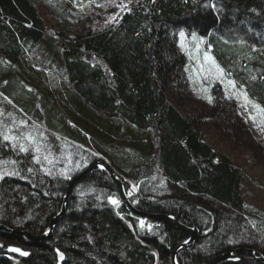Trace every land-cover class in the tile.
Segmentation results:
<instances>
[{
	"label": "trees",
	"instance_id": "1",
	"mask_svg": "<svg viewBox=\"0 0 264 264\" xmlns=\"http://www.w3.org/2000/svg\"><path fill=\"white\" fill-rule=\"evenodd\" d=\"M36 1L0 0V94L14 106L1 96L0 105L23 134L55 154L76 147L70 139L101 153L147 192L133 199L136 208L198 228L200 238L178 254L179 264H213L227 251L264 254V227L262 234L255 229L258 210L244 196V168L207 135L218 118L228 120L230 100L216 98L213 115L187 113L174 101L191 89L194 58L207 51L264 107V0H134L113 20L96 24L86 15L77 30L70 27L76 0L56 2L57 26ZM16 147L0 131V156L16 159L38 181L48 208L37 224L7 218L0 224L42 234L63 208L72 179L45 173L33 147L19 157ZM78 150L81 161H95ZM155 173L164 184L158 199L148 195ZM110 197L121 198V191L106 171L86 175L51 238L0 231V264H169L175 247L189 239L179 227L152 219L150 230L140 227L138 216L124 203L116 212Z\"/></svg>",
	"mask_w": 264,
	"mask_h": 264
},
{
	"label": "rangeland",
	"instance_id": "2",
	"mask_svg": "<svg viewBox=\"0 0 264 264\" xmlns=\"http://www.w3.org/2000/svg\"><path fill=\"white\" fill-rule=\"evenodd\" d=\"M134 0H76L80 7H73V16L70 17V27L72 30L82 28L83 22L90 15L94 22L113 20L122 9L119 5H127ZM41 14L51 25L56 23L52 14L59 16L60 6L57 4L63 0H37L36 1ZM57 2V3H56ZM77 5V4H76ZM99 5V6H98ZM56 8V10L54 9ZM54 26H57L56 24ZM185 38V36H184ZM181 37V41L184 40ZM204 51L201 55L195 56L192 64L190 78V88L185 93L174 96V101L179 103V107L185 112L202 114H211L216 111L215 99L224 95L231 102L232 111L228 115V120L222 117L208 126V139L215 144L222 152L228 153L244 168V182L246 190L244 196L246 203L251 209H256L257 218L253 217V222L257 226L264 227V119L252 108L251 104L246 103L241 93L243 90L227 84L228 79L225 74L222 78H217L215 69L204 60ZM212 57V56H211ZM215 92V93H214ZM252 103H255L249 98ZM257 104V103H255ZM217 114V112H216ZM255 116V121L252 117ZM14 119L6 117V114L0 105V131L3 135L15 136L18 142L16 144L17 157L20 156V144L25 148L33 147L34 160L41 165L45 173L62 176L67 179H73L90 165L88 162L81 161L78 154L63 148V152L55 154L53 150H44L38 145L33 144V140L26 139L29 135L23 134L19 124ZM216 129V131H215ZM208 130V129H207ZM216 132V133H215ZM214 134V135H213ZM47 157V159H45ZM51 161V162H49ZM77 172H79L77 174ZM77 174V175H76ZM76 175V176H75ZM155 173L154 186L148 187V194L152 198H161L164 184ZM133 184V183H132ZM134 188V186L132 185ZM40 184L35 181L29 172L16 159L0 156V218L9 219L16 224L29 222L37 224L40 222L42 213L48 208L38 190ZM131 189V188H130ZM119 201L115 197L112 200ZM112 203V202H111ZM113 204V203H112ZM115 210V209H114ZM252 210V211H256ZM263 211V212H260ZM262 214V215H261ZM261 217H258L260 216ZM147 218L138 217V225L144 222L145 228L152 224L147 222ZM149 229V228H148ZM264 248V243H262Z\"/></svg>",
	"mask_w": 264,
	"mask_h": 264
},
{
	"label": "water",
	"instance_id": "3",
	"mask_svg": "<svg viewBox=\"0 0 264 264\" xmlns=\"http://www.w3.org/2000/svg\"><path fill=\"white\" fill-rule=\"evenodd\" d=\"M98 169H106L110 172L111 177L114 178L117 183L119 184L120 190H121V203L125 202L130 209L138 216H142L148 219H152L154 221H159L161 223H168V224H172L176 227H179L180 229L184 230L185 232H187L190 235V238L184 242V243H180L178 244L175 249L172 251V254L170 256V262L171 264H178L177 262V256L180 252H182L183 250L186 249H190L192 248L197 241V233H198V229L197 228H192V227H188L184 224H182L181 222H179L175 217H173L170 214H163V213H149V212H145L142 211L138 208H136L132 202L129 200L128 195L126 194V191L124 189V185L123 182L118 178V174H116L114 172V170L107 165L103 159H99L98 161H96L94 164H92L91 166H89L87 169L83 170L82 172H80L79 175H77L76 177H74V179L71 181V184L69 186L67 195L65 197V202L63 205V208L61 209V211L58 213L57 216H55L51 222H50V226H49V230L43 234H39L36 235L30 231H25V230H20V229H13L11 227H8L7 225L4 224H0V231H4L7 233H11V234H16V235H22L30 240H35V241H42L44 239H48L51 238L53 235V231L55 229V226L58 222V220L62 217V215L65 212L66 209V201L70 195V193L72 192V190L74 189V187L76 186V184L78 182H80L86 175H88L90 172L98 170ZM63 256V259H60V256ZM239 256L236 255L235 252H227L225 254H223L221 257H219L213 264H219L220 262L226 261V260H238ZM59 259L60 262L63 263V261L65 260V255L62 252H59ZM254 259L256 260H260L262 262H264V255L261 254L259 256H255Z\"/></svg>",
	"mask_w": 264,
	"mask_h": 264
},
{
	"label": "bare ground",
	"instance_id": "4",
	"mask_svg": "<svg viewBox=\"0 0 264 264\" xmlns=\"http://www.w3.org/2000/svg\"><path fill=\"white\" fill-rule=\"evenodd\" d=\"M0 96L1 97H3L9 104H11V105H13V103L10 101V99L8 98V97H6L4 94H0ZM14 106V105H13ZM20 112H22V111H20ZM6 117H8V118H12V117H10L9 115H6ZM13 119V118H12ZM15 121V120H14ZM16 122V121H15ZM37 126H39V127H41L42 128V126L41 125H39L38 123H35ZM14 125L16 126V125H18V124H15L14 123ZM48 131V130H47ZM57 136H58V141H60V140H63V139H66V140H68L67 138H65V137H63V136H61V135H59V134H57ZM69 141V143H71V144H74L76 147H67V149H69L70 151H72V152H74L75 153V155H77L78 154V149H81V150H84V151H86V152H90L91 154H94L95 155V157H96V159H95V161L93 162V163H91V164H89L90 166L92 165V164H94L96 161H98L99 159H103L104 160V162L107 164V165H109L113 170H114V172L116 173V174H118V178L123 182V185H124V189H125V191H126V194L128 195V197H129V200L131 201V202H133V199L135 198V197H137V196H139V195H144V196H146V194H147V192H145L144 191V189H143V187L141 186V184H139V183H137V182H135L134 180H131L130 178H128V177H126V176H124V175H122V173L119 171V169H118V167H117V165L111 160V159H109L108 157H106V156H104V155H102L101 153H98V152H96V151H94V150H91V149H89L88 147H85L84 145H82L81 143H79V142H75V141H73V140H68ZM78 147V148H77ZM79 156V155H78ZM98 170H104V171H106V173L111 177V174H110V172L108 171V170H106V169H98ZM95 171H97V170H95ZM92 172H94V171H92ZM92 172H90V173H92ZM89 173V174H90ZM112 178V177H111ZM116 183H117V181L114 179V178H112ZM133 183V184H132ZM118 184V183H117ZM132 185L134 186V188L132 187ZM118 186H119V184H118ZM120 188V187H119ZM131 188V189H130ZM121 191V190H120ZM149 195V194H148ZM253 210H256V209H253ZM260 212H263V211H260ZM262 215V214H261ZM261 215L260 216H258V217H261ZM57 216V215H56ZM253 217L254 218H257V216L256 215H253ZM54 218V217H53ZM258 219V218H257ZM183 224V223H182ZM185 225V224H184ZM254 227H255V229L257 230V231H259V226H257L256 224H254ZM193 228H196V227H193ZM198 229V228H197ZM49 230V229H48ZM47 230V231H48ZM47 231H45V232H47ZM44 232V233H45ZM259 233L260 234H262L260 231H259ZM35 234V233H34ZM43 234V233H42ZM201 234H202V232L198 229V233H197V240L200 238V236H201ZM36 235H39V234H36ZM189 235V234H188ZM189 238H190V235H189ZM259 240H261V242L263 243V239H262V237H261V239H259ZM197 242V241H196ZM261 243V244H262ZM227 252H235L236 253V255L237 256H239L238 254H237V252L236 251H227ZM227 252H225V253H227ZM63 253V252H62ZM225 253H223V254H225ZM64 254V253H63ZM222 254V255H223ZM221 255V256H222ZM259 255H261V253L259 254V253H257L256 251H252V255L251 256H239V258H238V260H252V259H254V257L255 256H259ZM264 255V254H263ZM220 256V257H221ZM254 260H256V259H254ZM226 261H228V260H226ZM177 262H178V259H177ZM18 264H26L25 262H22V261H20V262H18ZM169 264H171V262H170V260H169ZM178 264H179V262H178Z\"/></svg>",
	"mask_w": 264,
	"mask_h": 264
},
{
	"label": "snow or ice",
	"instance_id": "5",
	"mask_svg": "<svg viewBox=\"0 0 264 264\" xmlns=\"http://www.w3.org/2000/svg\"><path fill=\"white\" fill-rule=\"evenodd\" d=\"M119 6L122 7V8L123 7H127L126 5H119ZM183 35L184 34L181 33V37H183ZM193 38L195 39V37H193ZM204 60L209 62L212 65V67L215 69V75H216L217 78H222L224 76V70L219 65L216 64L215 60L210 55L205 53ZM227 84L231 85L233 88L236 87L235 82L232 81V80L227 81ZM241 95L243 96V99L245 100V102L251 104L252 108L256 110V112L261 116L262 119H264V107H262L259 104L252 103L249 100V97H248L247 93H243L242 92ZM252 119L255 121L256 117L253 116ZM26 139L31 140L32 138L29 136V137H26ZM4 140L5 141H9V142H18L17 137H15V136H7V135H5L4 136ZM19 147H20V151H22V152H26L27 151V149L24 147L23 144H20ZM45 159H47V157H45ZM49 162H51V161H49ZM37 163H39L38 159H37ZM111 202L114 205H118V203H119L117 200H114V199ZM141 226L142 227L144 226V222L143 221H141ZM148 228L150 230L151 226L149 225ZM11 250L12 251H17V252L20 251L19 249H11ZM20 254L21 255H27V253H23V252H21ZM60 259L61 260L63 259L62 255L60 256Z\"/></svg>",
	"mask_w": 264,
	"mask_h": 264
}]
</instances>
